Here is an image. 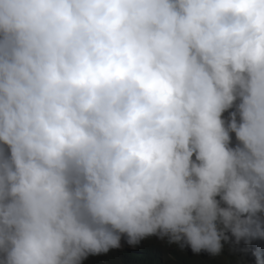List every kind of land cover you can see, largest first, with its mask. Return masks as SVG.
I'll use <instances>...</instances> for the list:
<instances>
[{"label":"clouds","instance_id":"9594fccd","mask_svg":"<svg viewBox=\"0 0 264 264\" xmlns=\"http://www.w3.org/2000/svg\"><path fill=\"white\" fill-rule=\"evenodd\" d=\"M133 255L264 264V0H0V264Z\"/></svg>","mask_w":264,"mask_h":264},{"label":"trees","instance_id":"16d2710c","mask_svg":"<svg viewBox=\"0 0 264 264\" xmlns=\"http://www.w3.org/2000/svg\"><path fill=\"white\" fill-rule=\"evenodd\" d=\"M232 111H235V108H233L232 110H230L228 112H225L224 115H223L225 117H223V119L229 120L230 117H231V112ZM231 139H232L231 146L235 147L237 145L238 141L236 140V137H235L234 133L231 134ZM147 256L149 257L151 262H161V260H162V255H161V250L160 249L150 250L147 253ZM219 261L221 262V264H227V262L229 261V257L226 256L223 259H220ZM136 263L137 264H141V261L138 260L135 255H133L128 260H126L124 264H136ZM96 264H98V263H96ZM155 264H164V263H155ZM197 264H217V263L214 262V261L199 260V262ZM229 264H231V263H229Z\"/></svg>","mask_w":264,"mask_h":264}]
</instances>
